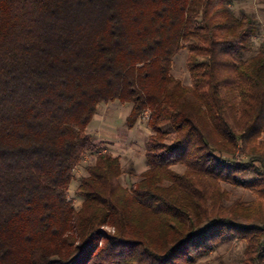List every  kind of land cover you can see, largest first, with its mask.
<instances>
[{"label": "trees", "instance_id": "trees-1", "mask_svg": "<svg viewBox=\"0 0 264 264\" xmlns=\"http://www.w3.org/2000/svg\"><path fill=\"white\" fill-rule=\"evenodd\" d=\"M243 1L0 0V264H196L227 237L264 264V42ZM112 102L130 130L148 112L147 169L128 188L99 153L75 207Z\"/></svg>", "mask_w": 264, "mask_h": 264}, {"label": "rangeland", "instance_id": "rangeland-1", "mask_svg": "<svg viewBox=\"0 0 264 264\" xmlns=\"http://www.w3.org/2000/svg\"><path fill=\"white\" fill-rule=\"evenodd\" d=\"M263 4L264 0H245L234 6L235 12L244 10L253 13L260 22L261 32L255 39L256 47L264 42ZM187 56L188 50L182 48L172 58L171 74L184 86H189L191 83L187 69ZM130 109V106L120 102L98 106L97 113L87 128L88 134L94 141L95 149L85 153L82 161L74 170L73 181L67 191V197L75 207H79L82 203V199L75 195V190L80 179L87 175V168L94 163L99 153L110 152L120 158L124 169L121 181L128 188L136 183L140 179V175L146 171L145 142L151 133L147 126L149 114L146 112L136 127L130 130L125 124ZM236 160L247 161L241 156H237ZM129 170H132V175L128 172ZM176 170L181 171L179 168ZM225 189L229 192L230 200L239 199L243 202H250L253 199L250 189L235 188L229 185H225ZM105 231L112 230L106 228ZM243 251V242L227 237L214 251L206 257L200 258L196 264H240Z\"/></svg>", "mask_w": 264, "mask_h": 264}]
</instances>
